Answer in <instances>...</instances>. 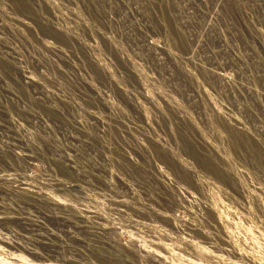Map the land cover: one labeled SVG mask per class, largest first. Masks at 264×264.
Wrapping results in <instances>:
<instances>
[{
    "label": "rangeland",
    "instance_id": "rangeland-1",
    "mask_svg": "<svg viewBox=\"0 0 264 264\" xmlns=\"http://www.w3.org/2000/svg\"><path fill=\"white\" fill-rule=\"evenodd\" d=\"M0 264H264V0H0Z\"/></svg>",
    "mask_w": 264,
    "mask_h": 264
}]
</instances>
